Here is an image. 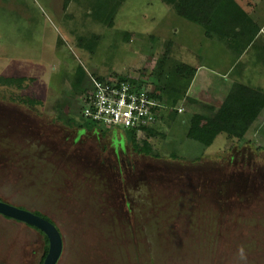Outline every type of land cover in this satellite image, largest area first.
<instances>
[{"label":"rangeland","instance_id":"rangeland-1","mask_svg":"<svg viewBox=\"0 0 264 264\" xmlns=\"http://www.w3.org/2000/svg\"><path fill=\"white\" fill-rule=\"evenodd\" d=\"M192 20L163 0H0V76L14 79L0 82V200L58 228L56 264H264V130L187 136L196 94L181 98L176 63ZM120 78L160 103L136 134L151 154L67 124L93 79ZM44 247L0 214V264H40Z\"/></svg>","mask_w":264,"mask_h":264},{"label":"crops","instance_id":"crops-1","mask_svg":"<svg viewBox=\"0 0 264 264\" xmlns=\"http://www.w3.org/2000/svg\"><path fill=\"white\" fill-rule=\"evenodd\" d=\"M211 10L208 17L192 20L190 39L181 46L180 64L176 63L181 72L176 83L185 90L181 98L196 94V114L203 117V128L216 131L213 141L220 136L260 140L257 135L264 130V0H220ZM230 101L232 105L252 101L260 105L241 138L209 124L208 119Z\"/></svg>","mask_w":264,"mask_h":264},{"label":"trees","instance_id":"trees-1","mask_svg":"<svg viewBox=\"0 0 264 264\" xmlns=\"http://www.w3.org/2000/svg\"><path fill=\"white\" fill-rule=\"evenodd\" d=\"M166 3H171L174 5L175 10L181 15L189 19H201L206 18L211 14V9L215 8L220 0H163ZM110 2V0H107ZM199 5L197 6V4ZM203 5V6H202ZM21 81L22 79H17ZM119 80L125 81L123 78ZM12 78H4L0 76V82L8 83L13 82ZM126 82V81H125ZM148 93V92H147ZM149 94V93H148ZM153 97L155 95L151 94ZM149 94V96L155 101V99ZM31 103H34V100L29 99ZM156 102V101H155ZM158 103V102H157ZM160 105V103H158ZM163 104V103H162ZM260 105L256 101L249 103H244L242 105L236 104L232 105L231 101L226 102L223 106L217 111L215 117L209 118V124L217 128V131L226 132L229 135L236 136L241 138L251 122L257 116ZM157 116L159 115L160 107L155 108ZM202 116L195 114L190 119V125L188 127L187 136L190 139L201 142L204 145H210L216 136V131H211L207 128L201 126ZM67 124L77 127L78 133L83 132H97L99 131L95 122L89 118H85L80 112L78 118H69ZM145 130H148L145 127H142ZM112 133H117L120 137L119 144H122L123 139L131 146L133 151L144 154H151V148L149 143L146 140H143V144L136 143V134L137 129H122V128H111ZM104 133V132H103ZM37 215L43 216L48 219L46 216L40 214L39 212H34ZM49 220V219H48ZM45 247L44 253L42 255L40 264L43 263V260L48 251V239L44 235Z\"/></svg>","mask_w":264,"mask_h":264},{"label":"built area","instance_id":"built-area-1","mask_svg":"<svg viewBox=\"0 0 264 264\" xmlns=\"http://www.w3.org/2000/svg\"><path fill=\"white\" fill-rule=\"evenodd\" d=\"M93 82L92 90L84 96L82 115L97 126L138 129L157 120L155 108L160 105L145 90L120 80Z\"/></svg>","mask_w":264,"mask_h":264},{"label":"water","instance_id":"water-1","mask_svg":"<svg viewBox=\"0 0 264 264\" xmlns=\"http://www.w3.org/2000/svg\"><path fill=\"white\" fill-rule=\"evenodd\" d=\"M0 214L22 221L40 230L48 239V251L42 264H56L62 250L61 234L58 228L48 219L26 209L13 206L0 200Z\"/></svg>","mask_w":264,"mask_h":264}]
</instances>
